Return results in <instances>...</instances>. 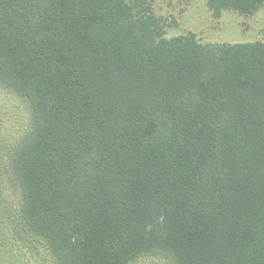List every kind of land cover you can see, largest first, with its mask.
<instances>
[{
  "label": "trees",
  "instance_id": "1",
  "mask_svg": "<svg viewBox=\"0 0 264 264\" xmlns=\"http://www.w3.org/2000/svg\"><path fill=\"white\" fill-rule=\"evenodd\" d=\"M152 2L0 0V86L29 110L0 264H264V39L165 37Z\"/></svg>",
  "mask_w": 264,
  "mask_h": 264
},
{
  "label": "rangeland",
  "instance_id": "2",
  "mask_svg": "<svg viewBox=\"0 0 264 264\" xmlns=\"http://www.w3.org/2000/svg\"><path fill=\"white\" fill-rule=\"evenodd\" d=\"M153 13L164 26V36L172 37L193 33L204 43L249 42L264 39V7L251 15L240 14L232 10H223L219 17H214L207 7L206 0H153ZM29 110L25 103L12 92L0 86V156L8 151L20 138L28 125ZM7 158L0 157V170L5 172ZM7 175V174H6ZM7 184L12 181L5 179ZM13 185V184H12ZM22 257L29 264H38L43 258L49 263L48 254L43 246L30 249L20 248ZM9 264H19L7 257ZM132 264H166L162 256L149 255L138 258Z\"/></svg>",
  "mask_w": 264,
  "mask_h": 264
}]
</instances>
